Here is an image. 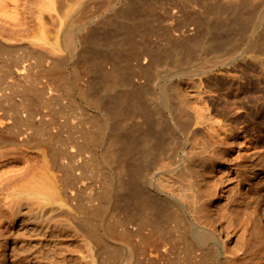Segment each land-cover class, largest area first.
I'll return each instance as SVG.
<instances>
[{"label": "bare ground", "instance_id": "6f19581e", "mask_svg": "<svg viewBox=\"0 0 264 264\" xmlns=\"http://www.w3.org/2000/svg\"><path fill=\"white\" fill-rule=\"evenodd\" d=\"M262 86L264 0H0V264H173L170 221L190 262L264 264ZM63 94L92 118L68 140ZM94 146L115 261L69 176Z\"/></svg>", "mask_w": 264, "mask_h": 264}, {"label": "rangeland", "instance_id": "374dc122", "mask_svg": "<svg viewBox=\"0 0 264 264\" xmlns=\"http://www.w3.org/2000/svg\"><path fill=\"white\" fill-rule=\"evenodd\" d=\"M9 54H11V52L10 53H4V54H2L1 55V58L3 57H5L4 58V60L6 59H8V58H10L11 56H12V54H11V56L9 57ZM6 55H7V57H6ZM5 60V61H6ZM264 86H262V90H263V92H264V88H263ZM261 90V91H262ZM211 95V94H210ZM210 95H207V97L208 96H210ZM64 96V97H63ZM16 97L18 98L19 96L18 95H16ZM62 97L63 98H61L60 99V97H59V99H57V100H54L53 102H54V107L57 109H60L61 108V110L60 111H58V117H59V122H60V137L62 138V140H65V138L66 137H68V136H70V135H74V138H76V137H79L80 136V134H82V132L86 129V128H88V125H89V123L91 122V116L90 115H88V116H86L85 118L86 119H84V120H80L79 119V114L76 112V113H74V112H72L73 110L72 109H75V108H77L78 106H79V103L77 102V101H75L72 97H70V95H67V94H63L62 95ZM212 97H214V98H212ZM209 98V97H208ZM211 98L212 99H215L216 98V95H211ZM211 98H209L210 100H212ZM74 101V102H73ZM61 102L63 103V105L61 104ZM76 103V104H75ZM61 104V105H60ZM57 107H56V106ZM78 105V106H77ZM66 108H69V109H66ZM80 108V107H79ZM66 110H68L69 112H67L66 113ZM76 110V109H75ZM74 110V111H75ZM73 113V114H72ZM68 114V116L70 115V117L68 118V116H66ZM67 117V119H66V121H64L65 120V118ZM73 120V121H72ZM29 125H31V123L29 124ZM36 124H34V128L36 127L35 126ZM264 125V124H263ZM32 127V128H31ZM264 127V126H263ZM30 128L33 130V126H30ZM253 133H255V132H253ZM251 134V135H253L252 137H251V148L250 149H260V147L262 148V147H264L263 145V143H264V138H263V141H262V143L260 142V146H259V143H257V141H256V139H257V137H256V134ZM67 135V136H66ZM66 136V137H65ZM255 137V138H254ZM66 140H68L67 138H66ZM257 143V145H256V143ZM253 143H254V145H253ZM255 145H256V147H255ZM262 145V146H261ZM88 150H87V152L88 153H86L87 154V157H88V160L86 161H84L83 163H82V161L83 160H81V162L79 163V162H77L76 163V165L74 164V162L75 161H77V159L76 158H78V156L75 158V156H74V159H73V164H74V166H72L73 168H70L69 170H71L72 169V171H74L73 173L75 174V175H73V173H72V171L70 172L69 171V173L72 175H69L71 178H72V180H73V182H74V184L75 183H77L76 184V186H78L77 188L79 189V187H80V189L77 191V195L79 196H76L77 198H76V200L80 203V202H82V203H80L81 204V206H82V204H83V206H82V208L83 207H85L86 209L87 208H89V211H88V209H87V211L90 213V217L91 218H93L94 217V219L96 220V221H105V223L106 222H109V221H107V220H111L110 222H113V220H117V223H118V226H117V228L116 229H114V232L112 233V239H113V241H111V242H108V243H110L109 244V246H110V249L111 248H113V247H116L117 246V244L118 245H120V242L118 243L117 242V240H116V238H118V237H120V235H116V234H120L121 232V230H122V228H124L123 226H125V225H122L123 224V222L121 223L120 221L122 220V218H120V217H122V212L121 211H118L117 209H119L118 207H117V202H116V199H115V197H108V198H104L103 196H101V193H100V191H101V189H103V187H106V185H107V183L106 182H108L107 181V176H106V173L108 172V175H109V169H110V167H108V165H104V163L103 162H101L100 160H99V156H98V153H99V151L101 150V149H103V148H99V146L98 147H96V146H94V147H89V148H87ZM85 153V152H84ZM120 165H122V164H120ZM120 165L119 164H117V166H116V169L117 170H120L121 168H120ZM108 168V169H107ZM75 169V170H74ZM106 183V184H105ZM79 184V185H78ZM105 185V186H104ZM100 194V195H99ZM104 198V199H103ZM89 199H91V201L89 202ZM94 199V200H93ZM101 199H103L102 201H103V203L101 202ZM105 199H106V201H105ZM110 199V200H109ZM93 200V201H92ZM105 201V202H104ZM109 201V202H108ZM110 201H111V203H110ZM77 202V203H78ZM89 204V206H91V205H93V209H94V205H96L97 206V204L99 205L98 207H99V209H97L98 207H96L95 208V210H93L91 207H89L88 205H87V203ZM91 202H94V203H91ZM96 202H98L97 204H96ZM115 202H116V204H115ZM78 203V204H79ZM85 203V204H84ZM106 203V204H105ZM111 205H110V204ZM91 204V205H90ZM102 204H103V206H104V208H102ZM105 204V205H104ZM115 204V205H114ZM85 205V206H84ZM88 207H87V206ZM101 206V207H100ZM115 207H116V209H115ZM84 208V209H85ZM109 208V209H108ZM85 209V210H86ZM94 213H92V212ZM97 211L98 212H102L101 214L99 213H97ZM108 211V212H107ZM121 212V213H120ZM95 213H97V215L95 214ZM94 215H96V216H94ZM99 215H100V217H99ZM121 215V216H120ZM98 217H99V219H98ZM94 219H92V220H94ZM98 219V220H97ZM102 221V222H103ZM119 221V222H118ZM123 221V220H122ZM170 221V220H169ZM171 222V224H173L174 222H172V221H170ZM170 222H169V225H167L168 226V228H167V226H165L163 229H164V231H163V235H162V239L164 240V241H167L168 242V244L170 245V246H173V244H175L174 245V248L172 247V249H171V256H174V254H175V252H176V255H179L180 256V254H181V256H182V258H181V256H180V258H181V260H180V258H178V256H177V260H179V261H176L175 259V263H173V264H197V262H195L194 260L193 261H191L190 262V260L192 259V256H191V258H190V254H188V255H186V251L187 250H185V248L183 249V247H185V244H184V241L182 240V239H179V237H178V235L179 234H176L175 235V233H178V231L177 230H175L173 227H171V224H170ZM120 224H121V226L122 227H120ZM129 225H131V224H129ZM144 225H146V226H142V228L140 229L139 228V230H140V232L141 231H143L142 233H139V231L137 232L136 230H138L137 228H133V230L131 229V231H126V232H128L127 234H128V238L130 239V240H132V243L134 244V242L136 243L135 245H137V242H138V244L140 245V246H142L143 244L144 245H146V243L148 244V241H152V239H155V238H153L154 236H157V233L158 232H156L157 231V229H156V231H155V229H151V228H155V225L153 226L152 224H151V226H150V224H144ZM173 226V225H172ZM143 227H144V229H143ZM120 228V229H119ZM165 228H166V230H165ZM167 229H168V232H166L167 231ZM170 229L171 230H173V231H171L170 232ZM120 230V231H119ZM152 232V234H151V232ZM117 232H120V233H117ZM132 232V233H131ZM144 232H148V233H145V235H143L144 234ZM165 232V233H164ZM170 232V233H169ZM129 233H130V237H129ZM150 233V234H149ZM155 233H156V235H155ZM162 233V232H161ZM170 235L171 233H174V235L173 234H171L170 236L168 235V234ZM168 235V236H165V235ZM141 235H143L142 237H140ZM152 236V238H151V236ZM174 237H173V236ZM148 236H149V239H148ZM167 237H171L170 239H168ZM144 238H146V239H144ZM151 238V239H150ZM168 240H167V239ZM174 238V239H173ZM140 239V240H139ZM141 239H143V240H141ZM148 239V240H147ZM176 239H178V241H179V243H180V245L178 246L177 244H179L178 243V241L176 240ZM129 240V241H130ZM140 241V243H139V241ZM145 240H147V241H145ZM171 240H173V241H171ZM150 241V242H151ZM175 241V242H174ZM182 242V245H181V242ZM145 242V243H144ZM153 242V241H152ZM170 242H172V244L170 243ZM130 243H131V241H130ZM131 243V244H132ZM143 243V244H142ZM184 244V245H183ZM177 245V246H176ZM112 246V247H111ZM182 246V247H181ZM144 247V246H143ZM119 248V246H117V248H113L114 249V254L117 252V249ZM176 248V250L178 251V249H179V254H178V252L176 251V250H174ZM184 251H182V250ZM172 250H173V252H172ZM113 252V250H110V252ZM109 253V251H108V254H111V255H113V253ZM181 252V253H180ZM184 253V254H183ZM183 255H186V256H183ZM116 256V254L115 255H113V257L111 256V258L112 259H114V261L116 260V258H117V262L115 261V263H117V264H129V263H132V264H135V262H128V261H125L124 259H118V257H116V258H114ZM141 256H143V254H141ZM185 257H187L186 258V261H185ZM184 259V260H183ZM123 260H124V262H123ZM171 260H173V258L171 259ZM187 260H188V262H187ZM172 262H174V261H171L170 262V264H172ZM141 264H146V259H141V262H140ZM147 264H155V263H150L149 261H147ZM161 264H169V262H166V263H161Z\"/></svg>", "mask_w": 264, "mask_h": 264}]
</instances>
